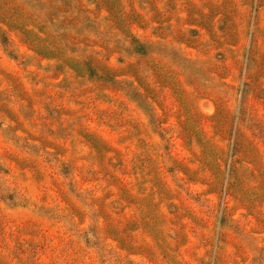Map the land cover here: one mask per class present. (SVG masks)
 Wrapping results in <instances>:
<instances>
[{
	"label": "rangeland",
	"instance_id": "rangeland-1",
	"mask_svg": "<svg viewBox=\"0 0 264 264\" xmlns=\"http://www.w3.org/2000/svg\"><path fill=\"white\" fill-rule=\"evenodd\" d=\"M0 264H264V0H0Z\"/></svg>",
	"mask_w": 264,
	"mask_h": 264
},
{
	"label": "trees",
	"instance_id": "trees-1",
	"mask_svg": "<svg viewBox=\"0 0 264 264\" xmlns=\"http://www.w3.org/2000/svg\"><path fill=\"white\" fill-rule=\"evenodd\" d=\"M123 245H124V241H123V243H122Z\"/></svg>",
	"mask_w": 264,
	"mask_h": 264
}]
</instances>
